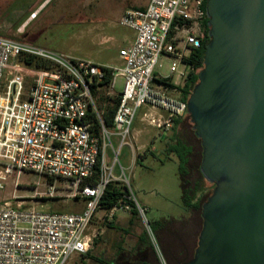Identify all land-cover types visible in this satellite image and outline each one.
I'll list each match as a JSON object with an SVG mask.
<instances>
[{
    "label": "built area",
    "instance_id": "2783aa9c",
    "mask_svg": "<svg viewBox=\"0 0 264 264\" xmlns=\"http://www.w3.org/2000/svg\"><path fill=\"white\" fill-rule=\"evenodd\" d=\"M203 1L149 0L143 9L126 11L118 23L132 30L135 38L119 51L120 68L0 36V191L10 181L12 199L17 200L18 178L26 172L37 173L68 183L69 193L63 197L85 204L79 214L36 210L34 204L43 196L60 197L54 184L45 193L34 192L30 201L21 197L14 205L1 203L0 264H67L73 256L86 254L93 242L92 220L103 193L113 183H121L128 193L108 213L130 212L131 202L145 219L123 169L119 176L113 169L119 150L132 147L130 127L139 109L146 108L140 121L162 132L170 131L174 120L186 115V103L174 94L194 71L188 59L204 39ZM161 56L173 61L166 76L155 73ZM19 57L36 58L43 66L24 65ZM108 73L109 81L104 83ZM117 73L122 77L118 93ZM101 88L105 99L118 100L110 128L94 101L93 89ZM112 137L118 139L117 149ZM108 148L113 154L110 167L105 160ZM98 161L100 173L90 185L87 180L96 172Z\"/></svg>",
    "mask_w": 264,
    "mask_h": 264
},
{
    "label": "rangeland",
    "instance_id": "374dc122",
    "mask_svg": "<svg viewBox=\"0 0 264 264\" xmlns=\"http://www.w3.org/2000/svg\"><path fill=\"white\" fill-rule=\"evenodd\" d=\"M135 1L0 0V36L16 39L65 57L111 68L119 67L121 60L118 53L126 29L119 26L118 21L122 10L127 9V5L134 4ZM172 62V59L161 56L155 68L156 75L166 76L167 67ZM173 79L178 81L176 77ZM121 84V74L117 73L116 93L120 92ZM103 98H106L105 89L101 88L97 91V97H94L101 113L106 105ZM113 99L115 98L106 99L109 101L107 103L111 104ZM145 111L146 108L137 111L130 127L132 147L124 146L119 150L113 169L115 176L121 175V168L123 169L137 203L145 210V219L140 218L137 209L132 214L118 210L116 211L118 222L114 221V225L122 226L121 230H118L119 227L109 229L107 217H113L115 212L110 215L108 211L106 213L104 209L99 208L89 229V235L93 239L91 249L88 251L89 256L85 258L73 256L67 264H97L91 257L99 259L95 239L97 233L102 231L110 236L109 239H119L122 235L124 239H129L125 232L141 239L143 247L155 253L159 264H170L179 255L171 245L165 254L163 239H169L168 242L171 239H181L179 249H183V253L177 257V263L192 256L201 221L197 213L189 214L188 206L181 200L179 161L175 152L167 148V141L173 132H162L140 121ZM177 134L181 141L192 148L189 166L190 181L194 182L199 179L197 167L201 162L202 149L194 134L190 117L185 115L180 121ZM111 142L117 149L118 139L112 137ZM105 160L110 167L113 161L110 148L106 149ZM18 182L19 189L14 195L16 197L18 195L33 197L34 192L45 193L49 185H55L56 194L60 197L43 196V199H38L34 204L38 211L79 214L85 208L83 201L63 197L69 190L66 188L68 183L62 180L53 181L43 175L26 172L18 178ZM202 185L205 189L210 187V183L205 181H202ZM12 190L9 181L0 191V204L10 202L14 205L23 199L21 197L17 200L12 199ZM130 218V225L128 227L126 224L123 225ZM172 258L174 260L171 261Z\"/></svg>",
    "mask_w": 264,
    "mask_h": 264
},
{
    "label": "water",
    "instance_id": "95a60500",
    "mask_svg": "<svg viewBox=\"0 0 264 264\" xmlns=\"http://www.w3.org/2000/svg\"><path fill=\"white\" fill-rule=\"evenodd\" d=\"M209 42L186 111L214 184L183 264H264V0H206Z\"/></svg>",
    "mask_w": 264,
    "mask_h": 264
},
{
    "label": "trees",
    "instance_id": "16d2710c",
    "mask_svg": "<svg viewBox=\"0 0 264 264\" xmlns=\"http://www.w3.org/2000/svg\"><path fill=\"white\" fill-rule=\"evenodd\" d=\"M205 4L206 0L202 3V10L205 12ZM202 26L204 28V40L200 48L196 51L195 55L190 57L188 59V64L192 66L193 72H190L186 75L185 79L183 80L182 84L176 87V90L178 91L180 95V100L183 102H187V99L192 92L194 86L198 82L197 74L203 67V57L205 52V47L207 43L209 42V26H208V19L205 16V19L203 20ZM19 41V40H18ZM18 61L24 65L28 66H43L42 62L36 58L33 57H19ZM104 83H107L109 81V73L106 74V77L104 79ZM94 88V87H93ZM93 93L97 95V91L93 89ZM102 98V97H101ZM104 99V98H103ZM105 100V106L103 108L102 113V121L104 125L108 128L112 126V117L117 105V99H113V101L110 103L108 100ZM186 116L189 115L186 112ZM180 123V119L177 118L174 120L173 127L171 129L172 136L169 137V141L167 142V148L171 152H175L176 157L179 161V168H178V175L180 180V192H181V200L183 204L188 206L189 212L197 213L199 215V219L201 221L202 225V219H201V208L203 203L207 200V198L212 194V191L214 189V184L210 183V187L205 189L203 188L202 181L208 182L205 180V178L202 176L199 166L197 167V173L199 175V179L195 180L194 182L190 181V156L192 155V148L189 145H186L183 141H181L177 134V126ZM198 139V138H197ZM199 140V139H198ZM200 142V140H199ZM202 149V148H201ZM202 154V152H201ZM202 158V155H201ZM136 161V160H135ZM99 161L96 167V172L93 174V176L87 180V183L90 185H94L97 182L100 169H99ZM209 183V182H208ZM127 189L124 185L121 183H113L108 186L105 192L103 193V196L100 200V208L104 210H111L116 203L119 201H122V198L125 194H127ZM132 205V210L130 212H134L135 207L133 206V203H129ZM108 227L114 228L111 223L107 224ZM201 230V227H200ZM89 253L81 255L80 257L85 258L88 257ZM91 259L95 262H98L96 257H91ZM101 262V261H100ZM101 264H103L101 262Z\"/></svg>",
    "mask_w": 264,
    "mask_h": 264
},
{
    "label": "crops",
    "instance_id": "0c3cea01",
    "mask_svg": "<svg viewBox=\"0 0 264 264\" xmlns=\"http://www.w3.org/2000/svg\"><path fill=\"white\" fill-rule=\"evenodd\" d=\"M148 2H149V0H136L134 4H128L127 5L128 8L122 10L120 17L126 11L138 10V9L145 8L147 6ZM124 29H126V31L124 32L123 38L121 39L122 41H121V46H120L119 51L121 49L129 47L133 43L134 38H135V33L132 30L127 29V28H124ZM118 56H119V53H118ZM119 59L121 60V58H119ZM94 64H97V63H94ZM120 64L121 65L119 67H115V68H120L122 66L123 62L121 61ZM181 84H182V82H180V85ZM174 96L176 98H180V95L178 92H176L174 94ZM183 118L184 117L179 118L180 121ZM114 138H116V140H117V137H114ZM165 141H167V140H165ZM168 141H169V139H168ZM17 192H18V190H17ZM34 196H35V193H34L33 197ZM19 197H27V196H21L20 195ZM33 197H27V198L31 199ZM105 212L107 213V210H105ZM128 213L132 214V212H128ZM190 213L193 214L192 212H189V214ZM104 214H103V216H104ZM132 216H134V215H132ZM132 216H131V218H132ZM95 217H96V214H95ZM107 218H109L108 223H111L114 228L119 227L118 230H121L120 227H122V226L114 225V221L118 222L116 212H115V215L113 217H107ZM131 218L129 220H127L123 225L126 224L128 227L131 223ZM111 229H113V228H111ZM124 234L128 235L129 239H124L123 235L119 239H109L110 236H108L105 231L97 233V237L95 239L96 240V248H97V258L99 257V259H100V260L97 259L98 260L97 264H101V262L103 264H159L155 253L149 249H145L143 247L141 239H137L135 236L129 235L128 232L127 233L125 232ZM122 237H123V239H122ZM163 240L165 243L164 244L165 247L163 249L165 254L169 250V245H171L174 248V250L177 251V253L180 252L181 249H179V246L181 245L180 244L181 239H171L169 242L167 241L169 239H163ZM182 240H185V239H182ZM182 242H184V241H182ZM179 255H182V254L180 253ZM179 255H177V257ZM177 257H175V258L177 259ZM176 259L174 260L172 258L171 261L174 260V262H172L170 264H179L180 262L177 263Z\"/></svg>",
    "mask_w": 264,
    "mask_h": 264
},
{
    "label": "flooded vegetation",
    "instance_id": "af4514ba",
    "mask_svg": "<svg viewBox=\"0 0 264 264\" xmlns=\"http://www.w3.org/2000/svg\"><path fill=\"white\" fill-rule=\"evenodd\" d=\"M205 16H206V13L204 14V19H205ZM206 17H207V16H206ZM207 19H208V18H207ZM203 40H204V39H203ZM202 43H203V41L201 42L200 46L202 45ZM197 238H198V237H197ZM196 244H197V242H196ZM195 248H196V247H195ZM195 248H194V250H195ZM194 250H193V252H192V256H193ZM182 251H183V249L180 250L179 254H180V253H183ZM192 256H191L188 260H186V261H181V263H179V264H183V263H186V262L190 261L191 258H192Z\"/></svg>",
    "mask_w": 264,
    "mask_h": 264
}]
</instances>
